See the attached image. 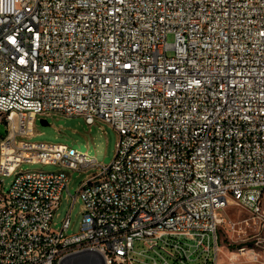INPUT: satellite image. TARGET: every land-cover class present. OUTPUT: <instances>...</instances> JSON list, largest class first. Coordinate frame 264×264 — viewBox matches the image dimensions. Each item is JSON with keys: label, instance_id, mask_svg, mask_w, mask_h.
<instances>
[{"label": "built area", "instance_id": "built-area-1", "mask_svg": "<svg viewBox=\"0 0 264 264\" xmlns=\"http://www.w3.org/2000/svg\"><path fill=\"white\" fill-rule=\"evenodd\" d=\"M55 115L108 124L111 162L27 140ZM1 122L0 264H158L136 240L186 264L187 239L217 264L220 227L261 234L237 249L252 261L264 249V0H0ZM66 169L98 171L72 196Z\"/></svg>", "mask_w": 264, "mask_h": 264}, {"label": "rangeland", "instance_id": "rangeland-1", "mask_svg": "<svg viewBox=\"0 0 264 264\" xmlns=\"http://www.w3.org/2000/svg\"><path fill=\"white\" fill-rule=\"evenodd\" d=\"M172 36H167V41L172 42ZM170 54V52H169ZM41 119H46L47 125L44 126L40 123ZM5 133V125L3 122L0 123V136ZM30 142H48L53 144H62L72 146L73 148L85 152L91 158H95L98 162L103 165H108L113 159L115 152V144L117 141L116 132L109 127L108 124L102 121H96L92 126H87L82 117H66L62 115H55L53 117L42 118L37 117L32 125V135L27 139ZM55 167L52 165H42L39 163L23 162L19 165V170L30 171V170H44L51 171ZM97 169H91L88 172H77L66 169V173L69 176L67 183V191L70 195H75L80 182L85 178L86 173L91 174L97 172ZM11 177L0 174V186L3 190H6ZM66 192L64 191L59 207L55 212L54 221L59 222L68 212L69 204L66 201ZM81 208L82 203L77 199L69 213L70 227L72 232L77 231L78 225L81 219ZM226 219L236 220L239 218H245L246 213L238 207H228L224 213ZM218 238V255L217 264H264V249H259V257L257 261H252L250 254L241 255L238 253V248L250 247L256 240L261 238V234L256 235L251 228H246L245 233H237L226 230L224 227H220L217 230ZM168 242H174L176 240H184L181 237H166ZM187 248L186 254L188 260L186 264H213V243L210 241V251L207 253L201 246L196 247V241L184 240ZM207 243L206 240H204ZM134 253L133 256L139 257L140 259H149L144 256H139L138 252H143L149 257H156L158 264L162 262L161 258L156 255L152 250H147V246L142 240H136L133 244ZM157 251L162 255H165L159 248ZM171 264H183L179 260L169 259Z\"/></svg>", "mask_w": 264, "mask_h": 264}, {"label": "water", "instance_id": "water-1", "mask_svg": "<svg viewBox=\"0 0 264 264\" xmlns=\"http://www.w3.org/2000/svg\"><path fill=\"white\" fill-rule=\"evenodd\" d=\"M40 123L44 126H46L48 123L46 121V119H41L40 120ZM88 257H91V259L93 260V264H105L104 263V260L101 256H95V255H87V254H80V255H77V256H74L72 259V262L71 264H84V259L85 258H88Z\"/></svg>", "mask_w": 264, "mask_h": 264}]
</instances>
